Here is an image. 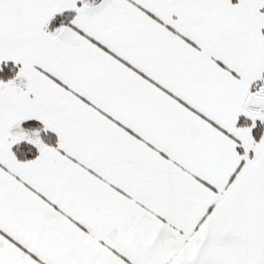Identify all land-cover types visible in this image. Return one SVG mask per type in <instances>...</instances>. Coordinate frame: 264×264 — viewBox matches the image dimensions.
I'll use <instances>...</instances> for the list:
<instances>
[{
    "label": "snow or ice",
    "instance_id": "1",
    "mask_svg": "<svg viewBox=\"0 0 264 264\" xmlns=\"http://www.w3.org/2000/svg\"><path fill=\"white\" fill-rule=\"evenodd\" d=\"M0 264H264V0H0Z\"/></svg>",
    "mask_w": 264,
    "mask_h": 264
}]
</instances>
